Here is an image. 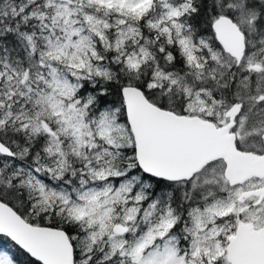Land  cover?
Here are the masks:
<instances>
[{
	"label": "snow or ice",
	"instance_id": "6c2138e0",
	"mask_svg": "<svg viewBox=\"0 0 264 264\" xmlns=\"http://www.w3.org/2000/svg\"><path fill=\"white\" fill-rule=\"evenodd\" d=\"M0 238L264 264V0H0Z\"/></svg>",
	"mask_w": 264,
	"mask_h": 264
},
{
	"label": "trees",
	"instance_id": "16d2710c",
	"mask_svg": "<svg viewBox=\"0 0 264 264\" xmlns=\"http://www.w3.org/2000/svg\"><path fill=\"white\" fill-rule=\"evenodd\" d=\"M2 247H10L9 242L6 239L0 238V248ZM21 259H23L21 257Z\"/></svg>",
	"mask_w": 264,
	"mask_h": 264
}]
</instances>
